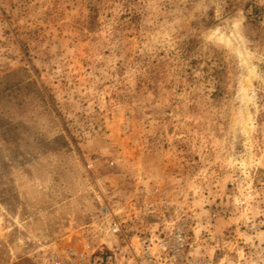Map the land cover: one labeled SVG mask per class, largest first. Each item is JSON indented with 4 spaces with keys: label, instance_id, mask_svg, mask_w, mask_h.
<instances>
[{
    "label": "rangeland",
    "instance_id": "rangeland-1",
    "mask_svg": "<svg viewBox=\"0 0 264 264\" xmlns=\"http://www.w3.org/2000/svg\"><path fill=\"white\" fill-rule=\"evenodd\" d=\"M0 44V264L79 245L101 188L264 240V0H0Z\"/></svg>",
    "mask_w": 264,
    "mask_h": 264
},
{
    "label": "built area",
    "instance_id": "built-area-1",
    "mask_svg": "<svg viewBox=\"0 0 264 264\" xmlns=\"http://www.w3.org/2000/svg\"><path fill=\"white\" fill-rule=\"evenodd\" d=\"M96 197L99 209L89 224L91 235L54 254L49 264H264V240L239 216L232 229L218 227L219 209L203 219L194 208L161 200L146 203L138 214L102 188ZM242 228L250 231L251 240L241 235Z\"/></svg>",
    "mask_w": 264,
    "mask_h": 264
}]
</instances>
